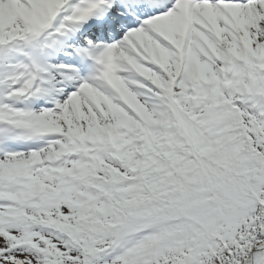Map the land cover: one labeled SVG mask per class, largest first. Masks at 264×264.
Masks as SVG:
<instances>
[{
  "label": "rangeland",
  "instance_id": "rangeland-1",
  "mask_svg": "<svg viewBox=\"0 0 264 264\" xmlns=\"http://www.w3.org/2000/svg\"><path fill=\"white\" fill-rule=\"evenodd\" d=\"M104 1L108 2L106 6H109L110 8H115L120 2L119 0L118 3L112 4L110 0H88L90 4L89 9L92 11L96 10V8L100 4L104 3ZM61 3L62 2L59 4ZM78 3H81V0L74 1L72 7H76ZM57 8H60V6H57ZM250 8L251 7L249 3H247L245 7L240 8L227 7L225 9L227 10L225 15L222 14L217 17L215 16V13L218 12L217 10H209L207 11L209 14V18L206 20L207 22L201 21L205 30H203L204 28L193 26L192 29L184 30L187 35L182 31L179 33L175 31H169L167 32L169 35H165L159 31H155V26H153L151 30H153L154 33L149 34L148 29L143 28L141 31H138L141 32V34H138L132 38L129 36L124 37L123 39L126 41V50L129 48L132 49L131 52L126 51L124 53L127 54L131 67H136V62L141 60L147 61L149 64L152 63L155 66V68H153L149 67L148 64H145L144 66L142 64L141 69L134 68L135 70H133V72L135 75L133 76L132 81L137 83L136 86L138 88H128L126 85H123L124 89H127V93L133 95L136 101L139 103L142 101V104L145 108L144 110L139 109L142 121L139 122L137 120L136 114L134 113L136 109L135 104H129L127 108L124 109L126 112V117L124 119L128 126L125 129H121L119 131L117 138L111 137L109 134H105L103 137H99L94 134L90 135L88 134V129H86L85 142H81V140H79L75 143L72 142L70 144H66L68 150L61 151L58 158L53 160V162L48 166L44 167L42 165L40 169L42 172L37 175L32 172V170L36 169L35 165L10 172L4 171L1 165L3 159L0 158V179L3 181L7 180V177H9V179L6 181V184H8L10 180L13 183L12 187L15 189L14 192H7V199H17L18 195L15 192H20L22 198L25 197L23 190L27 188L25 187L24 181L28 177L30 181L36 182L37 184L39 183L44 187L48 186L49 188H55L57 186L55 181L56 175L62 172H66L67 174V172L70 170L71 171L68 174L73 173L72 166L75 165L76 162H79L81 167L84 169L89 168L88 170L91 172L95 171L103 179L109 177L107 172L108 169H113L112 172H116L115 170H117L124 176L134 175L140 168V164L144 163L145 161L144 152L141 149L139 150L140 141L138 142L135 138H138L139 140L140 135H146L148 141H150L151 144L158 146L160 135L164 130V123L167 122L168 117H170L172 120H177L180 123L181 127L179 126V129L181 130L184 139L195 152L200 147V144L202 145L206 142L205 138L202 136H207L218 143L225 144L230 142L235 146H241L244 143H239L236 141L240 139L238 133L241 132L243 133L244 137L248 139L254 146L256 153L264 154V138L260 139L258 143H255L249 139L254 137V131H264V52L260 46V41H264V37L261 36L260 38H255L254 36L253 39V36L248 33L252 26L247 23L240 22V19L244 18L245 16L252 19L251 16L255 15L257 18L256 22H262V24H264V5L253 7L251 10ZM114 10L116 9H113V11ZM64 13L65 12L62 14ZM80 17L81 15L77 16V18ZM173 20L174 18H169L165 19L163 22L171 23ZM47 22L49 25L52 24L51 20ZM67 27L68 25L65 26L64 29ZM138 28L139 27L136 29ZM64 29H62L61 32H63ZM33 32L34 31L28 33L23 38V40L26 42L25 48H30L31 50H33ZM225 32L229 33L233 42L241 50L243 41H245V46L243 48L245 56L239 60V63L236 62L230 66L221 67V69L216 66H220V64H218L217 60L214 58V50L220 48L223 38L222 36L225 34ZM197 35L200 36L198 39L200 48L195 49L193 42L197 39ZM127 42L130 43V47H127ZM170 43L175 46L177 45L181 53H177L178 48H176L174 52L172 49H164L166 46H169ZM184 43L185 45H183ZM142 48H149V50L159 49L162 51V55L158 54L156 56L159 57L158 61L156 60V57L145 59V56L141 51ZM118 50H122V48H118ZM165 55H167L166 59L164 58ZM189 61L198 62L200 64L196 65V67L199 66L197 73L193 69V66L189 67L187 64ZM4 64V62H0V67H2ZM145 72L149 73L151 77H149L147 74L145 75ZM128 73L132 75L131 71H128ZM19 77L21 76L19 75ZM116 77L119 82L123 83L124 81L129 80H126V76L124 75H119ZM8 78L9 77L6 79ZM29 79V83H34L38 78L35 77V74H31ZM170 79L178 80L179 84L181 85L179 93H182L180 96L174 95L175 104L173 105L168 99V96L171 93L169 90ZM3 83L4 80L0 79V144H3L2 142H4L5 145L9 146L13 141L18 142L13 140H19V136L16 134L19 131L18 128H21L20 133L22 136V141L29 142L32 138L36 139L35 137H38L36 134H38L40 131L37 129L39 132H35L32 129V121L28 116L29 113L27 108L21 106L17 102L18 97L11 98L10 94L8 92L6 93V88ZM26 83H28V80ZM26 83L20 85V82H18V87L27 86ZM211 87L213 88L209 89ZM110 88L112 89V87ZM69 89L70 91L62 99V102L66 100L69 95H74L76 93L78 84L69 87ZM97 89L91 90V92H96ZM117 101H112L113 110L120 109ZM190 101H193L191 105H193L195 108L187 113V111L190 110ZM66 103H68V100ZM66 103L64 101L62 104ZM224 106L234 108L235 112L225 109ZM211 107L213 108L210 114L212 113L211 117L215 125L214 139L209 134H204L202 126L200 127L197 125L199 123L198 119L206 116V111L203 109H208ZM9 108L14 110H9ZM153 111H155L157 114L156 119H148L147 115ZM48 113L55 115L57 112L54 109H51ZM187 114L188 116L186 118ZM46 122H49V119ZM12 123L15 124V127ZM243 128L247 130L251 129L253 132L248 135L244 132ZM92 130H94V128ZM140 131L141 134L139 136L134 135L136 132ZM52 136L56 137L55 134H52ZM52 136H50L49 139H52ZM46 137L48 136L46 135L44 139H46ZM60 138L64 139V135H61ZM143 141H146L145 137H143ZM163 144H165L163 147L160 145L163 151H174L170 145L168 136L163 141ZM62 145H64V143H62ZM217 148H219L217 155H215L213 158H209L206 163L207 170L202 179L210 180L217 173L218 168H216V164H221L223 162L226 157V150L228 151L229 156L230 153L232 154L230 159H233V149L229 150L225 146L223 147L222 144H219ZM257 157H260V155ZM173 159L176 162L175 165L179 166L180 168H182L184 165H187L189 162V158L187 159V157L184 155V152H174ZM150 164L151 163L147 161L145 180L152 179L160 173V170L150 167ZM231 165L232 162H230L228 166L230 170L232 168ZM64 166H66V168H64ZM142 168L143 166L141 169ZM244 169L248 171L250 180L248 179V176L243 177L242 175H239L236 180H233L231 174V176L228 178V181L231 183L238 182L239 184L237 187H248V189L253 191V194L256 197L258 192L255 191L251 181L257 178V172L263 174L264 176V170H260L264 169V164H256L252 161L246 160ZM251 169L254 171L252 174ZM177 173H179L182 177L181 180L183 182V193H188V181L185 172L180 169L177 171ZM20 175H22L21 177H24L25 179L21 181L11 180ZM173 179L180 182L179 178ZM190 181L194 183L193 179ZM65 182L68 186L66 189L67 191L61 195V199L59 201V204L64 212H66V207L68 205L75 204L80 206L90 203L89 199L92 197L89 194L88 189L79 185H70L68 180H65ZM19 185H22V187ZM42 191L46 192L48 189L45 188ZM38 192L39 191H34L33 195H26L28 201L36 200L38 197ZM223 193H225L224 190ZM237 193L242 192L237 191ZM180 195L182 196V194ZM199 196L200 194H198L194 200L199 198ZM173 198L175 206H184L183 210L188 215L189 211L191 213L192 221L195 222H200L201 220L207 218L210 209H212L213 211L209 215L208 219L211 226L214 225L218 219H223L225 221L228 220V222L233 223L237 218H242L247 213L244 205L234 206L229 197L226 196L220 200L222 205L216 204V208L210 207L208 199L198 201L201 202L200 205H193V190L187 196L189 199V204L182 202L179 199L178 191L174 193ZM43 201V203L38 201L37 204L32 205L33 208L28 209V213L31 218L30 221L26 222V220L20 216L19 212H17L15 220L9 222L5 220L4 217L13 215L11 210L12 207L15 209L16 206H13L11 203H9V201L0 200V246H2L4 242L13 244L12 241H7L5 239V234H14L16 236L15 242L19 244V247L16 248V250L19 252L15 255V258L19 263L32 261L34 264L37 259L45 258L48 253V245L45 244L46 242L55 243L57 248L63 252V246L56 236V233L60 230L61 226L59 217H62V211L59 208L54 209V207L58 206L56 200L44 198ZM116 208L120 209L119 206H116ZM128 211L133 213L131 210ZM205 211L208 212L207 216L204 215ZM45 215L57 217V222H53V218L51 221L47 222V217ZM121 215V213H118V216ZM137 215L141 217L143 216L138 212ZM129 216H131V214L128 213V219L125 220V223H119L116 229L109 230L100 236V246L103 251H107L110 246L112 248L116 247L115 249H117L120 244H123L125 247L128 245L126 243L135 242L130 237V234L132 233V226L130 223L127 224L129 221ZM175 216H177V218L182 221V215ZM144 223H146V221H144ZM6 224H9V229L6 231V233H4L1 231V229L5 228ZM80 228H82V232H85L88 229L85 225L81 226ZM104 243L107 245L104 246ZM44 245L46 246V251L42 250ZM41 252L45 254L42 255ZM0 253H2V251H0ZM262 253H264V251ZM0 257H2V255H0ZM100 258L102 257H100L98 254L94 255L90 260V264H93ZM204 258L208 260L210 256H204ZM110 259H113V257ZM263 260L264 259H261V262L264 264ZM210 261H212V259Z\"/></svg>",
  "mask_w": 264,
  "mask_h": 264
},
{
  "label": "trees",
  "instance_id": "trees-1",
  "mask_svg": "<svg viewBox=\"0 0 264 264\" xmlns=\"http://www.w3.org/2000/svg\"><path fill=\"white\" fill-rule=\"evenodd\" d=\"M193 108L195 107L191 105L189 112ZM212 108L203 109L206 111V116L199 118L197 125L202 126L204 134H209L214 139L215 125L211 117L212 113L210 114ZM224 108L235 112L234 108L227 106ZM243 129L248 135L253 132L251 129ZM254 132V137L249 139L258 143L264 138V131ZM167 136L171 140L170 145L174 151L180 152L181 148V152H184L187 159L189 158L188 164L182 168L175 165L174 151H163L160 146L153 148L143 141L141 150L147 160L142 172L132 179L110 171L109 178L102 180L93 171L88 170L89 168H81L75 175L67 178L70 184L89 190L92 197L89 199L90 203L80 206L68 205L64 212L59 204L62 195L60 191L49 193L39 191L36 200L26 203V208L31 209L32 205L37 204L38 201L43 203L44 198L56 200L58 206L54 209L59 208L63 217H59L61 226L56 233L57 239L63 246V252L55 243L46 242L47 256L37 259L34 264H90L92 257L102 251L100 236L109 230L116 229L119 223H125L128 213L131 214L127 222L132 226L130 237L135 242H128L125 247L120 244L117 249L110 246L107 251H104L105 257L93 264H251L250 258L253 251L264 244V176L257 172V178L251 181L255 191L258 192L256 197L248 187H237L239 183H231L228 178L232 174L233 180H236L239 175L248 176L250 180L248 171L244 169L245 161L264 164V154L256 153L254 146L241 132L238 133L240 139L236 140L244 143L241 146H235L230 142L218 143L207 136H202L206 142L196 152L171 125ZM219 144L229 150L233 149V159H230L232 154L230 153L229 156L226 150L223 162L216 164L217 173L210 180L202 179L207 170L206 163L209 158L217 155ZM161 145L165 146L163 143ZM258 155L260 157H257ZM148 160L151 163L150 167L160 170V173L152 179L145 180ZM230 162H232L231 170L228 167ZM180 169L185 172L188 193H183L182 177L177 173ZM252 173L254 171L251 169ZM173 178H179L180 182ZM191 179L194 183L190 181ZM192 190L193 205H200L201 202L198 201L208 199L210 207L216 208V204L222 205L220 200L226 196L234 206L244 205L247 213L233 223L218 219L211 226L208 219L213 210L210 209L209 215L208 212H204L205 216L208 215L207 218L200 222L192 221L191 213L188 211V215L183 210L184 206L176 207L173 198L174 193L178 191L179 199L189 204L187 196ZM198 194H200L199 198L194 200ZM150 197H154L156 205L150 208V213L147 215L141 217L128 210H122L137 202H145V198ZM118 213L122 215L118 216ZM175 215H182V221ZM45 216L47 222L52 218L53 222H57V217ZM25 220L27 222L31 219ZM83 225L88 228L85 232H82L80 228ZM12 243L5 242L0 246L2 251L0 264H18L12 261V257L19 252L16 250L19 244ZM106 245L104 243V246ZM42 250L46 251L45 245ZM262 252L254 255V264H263L261 259H264V253ZM204 256H210V258L206 260ZM111 257L113 259H110ZM22 264L33 263L26 261Z\"/></svg>",
  "mask_w": 264,
  "mask_h": 264
},
{
  "label": "bare ground",
  "instance_id": "bare-ground-1",
  "mask_svg": "<svg viewBox=\"0 0 264 264\" xmlns=\"http://www.w3.org/2000/svg\"><path fill=\"white\" fill-rule=\"evenodd\" d=\"M69 1L70 0H0V45L13 40L22 32H30L33 29H40L42 34L46 33L48 30L46 21L51 19L52 14L50 12L54 10V6H57L56 4H59L60 2H63L61 6L67 5ZM259 4L250 7L253 8L257 6H263L264 2H262V4L260 5ZM87 6H89V4H87L86 7ZM201 10L203 11V8H196L193 12H188L186 8L178 7V16L175 17L173 23H166L165 26L161 22L157 23L163 26L162 29H164L165 35L169 31H175L177 33L182 31L184 32V34H186L184 30L192 29V23L200 28L199 24L202 25L201 21H206L209 17L207 9H204L205 13L200 12ZM226 11L227 10H225L224 8L223 11H220L215 15H225ZM42 14H44V16H42ZM83 14H88L87 8H77L73 11L72 9L69 10L68 19L65 21H67L68 23L75 22V27H71L69 29L66 28L65 32L67 34L71 35L74 28H76L77 30L81 28V22L77 20V16ZM251 17L252 19L245 16L244 18L240 19V22L247 23L252 26V28L249 29L248 33L253 36V39L254 36L255 38H260L261 36L264 37V24H262V22H256L257 18L255 17V15H252ZM55 20L57 23V21H61L63 19L57 17L55 18ZM55 31L56 32L53 35V39L59 38V40H61L64 38L62 35L58 34L57 29H55ZM88 31L94 37L95 35H98L97 32L101 31V29H96L95 31L89 29ZM100 33H102V31ZM199 37L200 36L197 35V39L194 41L195 48H200V45L198 44ZM222 37L223 38L221 41V46L218 50L214 51V57L219 61V64L221 66H230L236 62L239 63V60H241L245 56L243 49L245 46V41H243L241 50L233 42L229 33L225 32ZM243 39L246 40L245 38ZM77 43H79L78 40L74 41L73 44ZM83 43V46H74L73 44H71L70 47L74 46L75 49L77 47L76 52L80 56H87V60H84V64L88 60H94V57H88L89 55L94 56L93 54H88L92 51H101V53L111 51V49L106 48L108 44L103 41L99 43L94 42V45L98 47H91L90 45H92L93 42L90 39H84ZM124 45L126 46V43ZM183 45H185V43ZM260 46L262 51L264 52V41H260ZM127 47H130V44H128ZM86 48H90L92 51H88L86 50ZM131 50L132 49L130 48L126 50V47L122 50H118V47L116 46L113 52L110 53L111 55L109 54V56H105L106 59L103 62H106L107 66L106 69L104 68L105 70L103 72H94L93 69H90L86 74V78L91 79V84L95 82H101L100 86L102 88L99 86L96 92H91L90 87H84V84L80 92V96L82 98L76 96L68 97V103L64 104L63 106L61 105V107H54V110L57 112L55 113V115L46 113L47 115H49L47 116L45 114H42V111L47 110H43L41 107L37 109L34 108V104L39 102L44 103L45 106L49 105V102H45L43 99L50 98L54 94L52 86L47 83H43L44 88L42 89V95H39V92H35V84L32 85L28 82L27 86H21V88L25 90L26 106L31 107V127L32 129L35 128V131L39 129L40 132L38 137H35L36 139H34L33 141L24 142L27 144H19L15 146V149L24 150L25 153L18 154L16 153V150H11L12 154L3 160L2 168L4 169V171H15L29 165L42 164L46 162L45 157L51 154L52 151L55 153L61 150L63 146L62 143H64L65 146L66 144H70L72 142L75 143L79 140H81V142H85L86 129H88L87 131L90 135L94 134L99 137H103V135L109 134L111 137L117 138L119 135V131L121 129H125L128 126L127 122L124 119L126 117V112L124 111V109H126L129 104H135L136 109L134 113L136 114L137 120L141 122L142 118L140 117L139 109H145L142 101L141 103H139L135 100V97H133V95L128 94L127 89H124L123 87V85H125L123 82L112 79V76L119 75L118 72H120V75H124L127 74L125 73L126 71L133 72V70H135L134 67H131L130 60L127 54H124L126 51L131 52ZM141 51L143 52L145 59H150L151 57H156L158 55L157 53L146 48H142ZM67 52L68 51H65L64 53L65 57L70 55ZM33 57V65L30 69V73L39 76L41 78V82L44 81L43 78H46L50 72H55L56 74L54 73V75L56 76V78L59 76L63 79L67 78L71 80L70 78H72V72L78 71L73 64H64L57 62H55V64H47L40 60L38 55H34ZM187 64L189 65V67L200 65L198 62H188ZM135 68L141 69L142 66L138 63ZM144 74H147L149 77H151V75L147 72H145ZM7 76L8 73L4 72L3 78H6ZM25 79V76L22 77V82H24ZM51 81L54 82L53 80ZM108 84L110 86L111 84L113 85L111 86L112 89L108 87ZM17 85L19 84L14 78L4 79V86L7 90H11ZM126 86L128 88H138L136 86V83L132 81H126ZM180 86L181 85L179 84L178 80L170 79L169 90L170 92L173 91V95H175V92L177 96L182 95V93H179V90L181 89ZM55 87L62 88L56 93L57 95L55 97V100H57V97L63 95L65 89L63 88L64 85L62 87L61 85L59 86V84H56ZM112 101H117L120 109L113 110ZM147 117L148 119L154 120L156 119L157 114L155 111H153L152 113H149ZM48 119L50 123L46 122ZM93 128L94 130H92ZM50 133L55 134L56 137H53ZM46 135L48 137L44 139ZM61 135H64V139L60 138ZM50 136H52V139H49Z\"/></svg>",
  "mask_w": 264,
  "mask_h": 264
}]
</instances>
